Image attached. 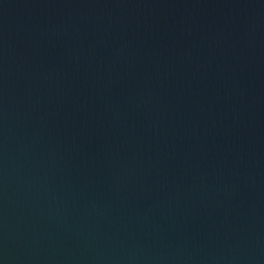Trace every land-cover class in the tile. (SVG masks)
Listing matches in <instances>:
<instances>
[{"label": "water", "instance_id": "1", "mask_svg": "<svg viewBox=\"0 0 264 264\" xmlns=\"http://www.w3.org/2000/svg\"><path fill=\"white\" fill-rule=\"evenodd\" d=\"M0 264H264V0H0Z\"/></svg>", "mask_w": 264, "mask_h": 264}]
</instances>
